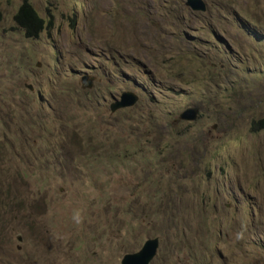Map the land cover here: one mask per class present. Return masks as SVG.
I'll use <instances>...</instances> for the list:
<instances>
[{"label":"rangeland","instance_id":"rangeland-1","mask_svg":"<svg viewBox=\"0 0 264 264\" xmlns=\"http://www.w3.org/2000/svg\"><path fill=\"white\" fill-rule=\"evenodd\" d=\"M26 1L35 38L0 0V264L153 237L148 264H264V0Z\"/></svg>","mask_w":264,"mask_h":264},{"label":"water","instance_id":"water-1","mask_svg":"<svg viewBox=\"0 0 264 264\" xmlns=\"http://www.w3.org/2000/svg\"><path fill=\"white\" fill-rule=\"evenodd\" d=\"M184 4L189 6L193 10L204 11V4L201 0H185ZM81 87H89L90 80L87 79L86 75L80 77ZM30 89L31 87L28 86ZM136 96L131 91H122L118 99L112 101L109 104V110L113 111L116 108L126 107L134 102ZM196 108L188 107L184 109L180 114L179 118L181 120H193L195 117ZM157 248V238L153 237L146 239L140 248L132 253H125L121 256L119 263L120 264H148L155 254Z\"/></svg>","mask_w":264,"mask_h":264},{"label":"trees","instance_id":"trees-1","mask_svg":"<svg viewBox=\"0 0 264 264\" xmlns=\"http://www.w3.org/2000/svg\"><path fill=\"white\" fill-rule=\"evenodd\" d=\"M13 20L14 22H16L19 26L23 28L24 36L28 38L37 37V34L43 29L42 19H40L37 16L34 9L27 3L26 0H22V3L18 7L16 13L13 15ZM45 28L46 29L50 28V22L46 24ZM260 129H264V118L259 119L258 121H254L250 125V131L252 132H257V130H260ZM183 148H185V146H183ZM160 152L161 150L158 151V153ZM170 157L171 159L175 158L173 154L170 155ZM167 183H168V180H167ZM159 200L162 201L161 197L159 198ZM169 201L171 204V208L175 209L176 207H174V199L169 197L167 198L166 203H168ZM158 204H160L159 207H162L165 210L166 208L165 205L161 204L159 201H158Z\"/></svg>","mask_w":264,"mask_h":264},{"label":"clouds","instance_id":"clouds-1","mask_svg":"<svg viewBox=\"0 0 264 264\" xmlns=\"http://www.w3.org/2000/svg\"><path fill=\"white\" fill-rule=\"evenodd\" d=\"M73 219H74L77 223H80V222H81V216H80V213H79V212L75 213Z\"/></svg>","mask_w":264,"mask_h":264}]
</instances>
